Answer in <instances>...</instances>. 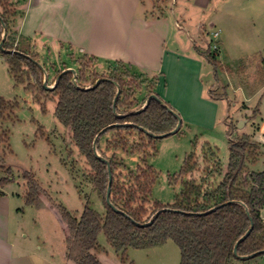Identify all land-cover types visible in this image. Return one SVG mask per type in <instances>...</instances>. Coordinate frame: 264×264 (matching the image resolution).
Returning <instances> with one entry per match:
<instances>
[{"label":"trees","instance_id":"1","mask_svg":"<svg viewBox=\"0 0 264 264\" xmlns=\"http://www.w3.org/2000/svg\"><path fill=\"white\" fill-rule=\"evenodd\" d=\"M24 1L0 0V42L5 32L3 49L16 51L9 53L0 50V57L4 59L9 75L16 83L24 84V89L31 92L38 103L41 102L40 96L47 93L55 98V118L69 130L73 144L89 166L91 186L101 197L105 209L104 214L98 213L87 202L77 218L53 201L34 174L29 171L22 173L24 205L35 206L43 198L49 207L56 209L64 224L65 259L71 264H101L97 257L100 251L97 238L101 232L110 246L121 254L122 260L128 248H152L167 240L177 245L179 264H248L263 256L264 253H257L252 258H244L264 250V170L246 174L247 162L256 161L258 144L245 134L230 140L228 161L223 172L218 160L208 167L209 178L217 173L221 179L214 187L206 189L203 187L208 178H202L199 182L187 179L197 165L191 152L186 155L180 171L174 177L175 181L181 180L182 185L174 202L164 205L151 201L156 172L146 159L156 151L155 142L158 139L146 135L140 128L159 135L173 130L177 124V119L155 100H151L143 110L135 112L151 94L174 110L154 91L156 79L137 75L130 71L129 65L120 61L110 64L113 65L110 72L98 73L93 69L98 58L82 55L74 61L78 65L75 73L79 87L72 84V73L56 70V85L52 90H45L43 75L37 65L38 53L30 39L17 36L13 30L14 20L19 14L16 7ZM199 52L211 64L217 78V69L222 66L210 47ZM97 80L99 82L93 88L80 89L93 85ZM116 85L119 94L114 102ZM142 90L146 91V95L138 105L137 94ZM210 97L221 99L226 98V94L211 91ZM15 106V103L0 98V119ZM113 124L116 125L109 127ZM231 127L227 126V134L231 133ZM103 129L96 150L110 165V201L127 216L114 212L105 202L108 170L93 152L94 139ZM6 142L7 135L2 131L0 143ZM216 150H209L211 157H215ZM118 151L139 155V163L133 170L125 167L117 157ZM0 170L5 174L0 177V187L14 182L10 167L3 164L2 155ZM244 207L253 226L249 235L238 244L235 256L234 246L250 226ZM163 208L170 210L160 211ZM212 208L215 209L206 213ZM157 211L160 212L151 224L138 226L134 223L148 222Z\"/></svg>","mask_w":264,"mask_h":264},{"label":"crops","instance_id":"2","mask_svg":"<svg viewBox=\"0 0 264 264\" xmlns=\"http://www.w3.org/2000/svg\"><path fill=\"white\" fill-rule=\"evenodd\" d=\"M153 7L152 0H25L16 7L19 14L13 30L17 36L30 39L35 51L40 47L47 55L57 51L64 57L73 54L76 59L82 55L94 56L99 66L120 61L137 75L155 78L154 91L180 116L181 127L183 121L186 125L199 123L213 127L221 100L227 106L228 102L231 106L244 103L245 108L251 97L261 95L264 100V79H259L252 96L248 95L250 98L237 99L231 94L230 78L224 71H219L223 80L219 79L216 84L203 73L207 60L199 52L211 46L208 39L212 35L213 41H217L212 52L222 68L228 67L230 62H243L245 66L247 61L248 66L253 63L255 68L263 67L264 0H183L179 18L173 22L170 12L155 14ZM191 10L201 15L194 33L199 42L190 36V46L180 45L181 36L176 30L183 27L181 22L185 19L190 21ZM205 23L215 28L216 37ZM186 33L189 35L188 31ZM0 60L4 61L1 57ZM61 63L59 68L51 64L52 72L74 69L73 62ZM237 88L240 86H234ZM216 89L224 90L226 98H211L210 92ZM245 108L242 109L247 111ZM250 118L241 115L234 120L246 122L241 134L252 138L250 132L254 131L253 138L263 148V119L261 124H254ZM223 120L227 129L228 123ZM236 130L239 132L238 127ZM236 130L227 135L228 143L229 136L236 134ZM5 187H0V264H71L65 259V250L55 253L50 245H38L39 238L35 249L17 241V232L22 231L24 223L25 211L21 207L24 191L9 194ZM25 207L36 211L43 208L39 205ZM262 212L264 214V207ZM251 263L264 264V255L258 263L256 259L248 264Z\"/></svg>","mask_w":264,"mask_h":264},{"label":"rangeland","instance_id":"3","mask_svg":"<svg viewBox=\"0 0 264 264\" xmlns=\"http://www.w3.org/2000/svg\"><path fill=\"white\" fill-rule=\"evenodd\" d=\"M182 2L183 0H152L155 14L164 11L170 12L169 17L172 22L179 18ZM190 15V21L185 19V22H181L183 27L176 30L181 36L180 45L190 46V36L199 42L194 33L197 31L196 21L201 18V15L192 10ZM204 16L206 17L207 14ZM205 24L207 30L213 34L215 28L210 23ZM208 42L209 45L212 43L211 52L214 51L212 47L214 42H217L216 39L213 41L211 35ZM36 52L39 54V64L47 73L48 84L54 81L55 76L51 64H55L59 68L62 61L68 62V64L73 62V68L77 69L78 65L74 63L76 58L73 54H67V57H64L57 51H53L47 55L46 51L40 47L36 49ZM241 59L244 60V58ZM248 63L247 61V66ZM228 65L230 67L217 69V78H215L211 64L206 62L203 73H206L209 80L216 84L219 79L223 80L219 71H224L226 77L230 78L231 94L237 99L250 98L253 89L259 85V79H264V59L263 67L258 66V68H255L253 63L248 67H245L243 62L240 64L230 62ZM112 66H99L96 62L93 69L98 73H108L112 70ZM237 85L240 86V89H234V86ZM212 92L220 94L224 90L216 89ZM145 95V90L137 94L138 105H141ZM0 98L16 104L12 110L6 112L4 118L0 119V134L4 131L7 135V142L5 144L0 143V155H2L3 164L10 167L15 182L6 184V192L10 194L11 191L19 193L25 191L21 175L23 172L29 171L34 174L41 187L48 192L53 201L65 207L75 217H80L87 202H89L90 208L104 214L105 209L101 197L91 186L89 166L73 144L70 132L55 118V98L47 93L40 96L41 102L38 103L34 95L24 89V84L16 83L9 75L8 67L3 60H0ZM261 98V95L251 97L245 103L247 108H245L244 103L239 102L235 106H231V103L228 102L227 106L226 102L221 100L219 101L221 108L213 127H204L199 123L186 125L183 121L178 132L158 139L155 142L156 151L146 159L147 164L152 166L156 172L150 200L158 201L164 205L174 202L176 195L182 188L181 180L175 181L174 177L180 171L186 155L191 152L195 155L197 165L192 173L187 176V179L191 178L199 182L202 178H208L207 182H204L203 188L214 187L220 181L221 175L215 173L209 178L208 167L215 160H218L222 166L220 171L223 172L224 165L228 161L227 135L230 134H227L223 119L228 125H232L231 131L236 130L238 126V122L236 123L234 119L241 115L250 116V120L254 121V124H261L262 119L264 122V100ZM257 110L261 113L262 118ZM245 124L246 122H243L238 127L239 132L236 130V134L229 136V140L243 135L240 130L244 128ZM250 134L252 135L251 139L257 143V140L253 138L254 131H251ZM208 143L215 147H210ZM262 147L258 146L256 150V160L258 161L256 163H252L251 160L247 162L246 174L251 171L264 170V145ZM210 149H217L215 157L210 156ZM205 155L206 158H204ZM117 157L122 160L125 167L131 170L139 163V155L137 154H124L118 151ZM3 176L5 174L0 170V177ZM37 205L43 206L42 210L36 211L34 208L25 207L26 205L21 206L25 211L22 219L24 223L22 224V231L17 232V241L24 243L26 247L30 246L35 249L37 248L36 240L39 238L38 245L43 243L50 245L56 251L55 253L60 250L64 251L65 226L59 220L56 209L46 205L43 198L39 200ZM262 218L264 219L263 212ZM24 235L26 236L24 237ZM41 241L43 242L41 243ZM97 241L100 247L97 257L101 264H179L180 252L172 240H167L164 244L152 248H128L123 260L121 254L110 246L102 232L98 235ZM261 257L256 258L257 263Z\"/></svg>","mask_w":264,"mask_h":264},{"label":"water","instance_id":"4","mask_svg":"<svg viewBox=\"0 0 264 264\" xmlns=\"http://www.w3.org/2000/svg\"><path fill=\"white\" fill-rule=\"evenodd\" d=\"M2 27H3V30H5V25H4L3 23H2ZM4 39H5V32H3L2 37H1L0 50L5 51V52H9V53H14V52H16V51H13V50H8V51H7V50H4V49H3V47H2V43H3ZM37 65H38V67L40 68V70H41V72H42V75H43V79H42V85H43V88H44L45 90H47V91L52 90V89L54 88V86L56 85L58 78L55 79L51 84H48V76H47V73H46L45 69H44V68L42 67V65H40L39 63H38ZM65 72H70V73H72L73 78H72V81H71V82H72V84H73L75 87H79V86L77 85V83H76V73H75V70L72 69V68H68V69L63 70L61 73H65ZM98 82H99V80L95 81V83H94L93 85H88V86H86V87H82V88H80V89H82V90L91 89V88H93L94 86H96V85L98 84ZM118 94H119V88H118V86L116 85V94H115L114 102L116 101ZM151 100H155V101L159 102V103H160V104H161V105H162V106H163L168 112H170V113H171V114L177 119V124H176V126L174 127L173 130H171V131H169V132H167V133H164V134H159V135L153 134V133L147 131V130L144 129V128H140V130H142L146 135H149V136L153 137L154 139H160V138H164V137H167V136H169V135L175 134V133L179 130V128L181 127V118H180V116H179L174 110H172L170 107L166 106V105H165V104H164V103H163V102H162V101H161V100H160L155 94H151L150 96H148L147 99H146V101H145L144 104L142 105V107H141L138 111H135V112H139V111L143 110ZM119 116H121V115H119ZM242 122H243V121H240V122L238 123V126H237V127H240V125H241ZM115 125H116V124H113V125H110L109 127H111V126H115ZM125 125H132V124H125ZM104 130H105V129H103V130H102V131L96 136V138L94 139V142H93V152H94V155H95L96 158H98L100 161H102L103 163L106 164V166H107V170H108V187H107V191H106V194H105V202H106V204H107V205H108V206H109L114 212H117V213H120V214H122V215H124V216H127L124 212H122V211H120L119 209H117V208L111 203V201H110V187H111V182H112L111 171H110V165H109L108 160L105 159V158H103V157H101V156L98 154L97 150H96V143H97V140H98L100 134H101ZM68 131H69V130H68ZM45 203H46V202H45ZM46 205H47V204H46ZM214 209H215V208H212L211 210L207 211L206 213H208V212H210V211H212V210H214ZM244 209H245V213H246V215H247L248 218H249L250 226H249V228L247 229V231L244 233V235H243L242 237H240V238L238 239V241L236 242V244H235V246H234V249H233V253H234L235 256H237V246H238V244H239L241 241H243V240L249 235V233H250V231H251V229H252V226H253V221H252V219H251V217H250V215H249L248 210L246 209V207H244ZM165 210H170V209L163 208V209H161L160 211H165ZM160 211H157V212H156V213L150 218V220H149L148 222H146V223H143V224H140V223H137V222H134V223H135L136 225H138V226L149 225V224H151V223L153 222V220H154L155 217L159 214ZM176 211L178 212V210H176ZM58 217H59V215H58ZM59 220H60V218H59ZM60 221H61V220H60ZM61 222H62V221H61ZM257 253H264V250H261V251L256 252V253H252V254H250V255L245 256L244 258H252V257H254Z\"/></svg>","mask_w":264,"mask_h":264},{"label":"built area","instance_id":"5","mask_svg":"<svg viewBox=\"0 0 264 264\" xmlns=\"http://www.w3.org/2000/svg\"><path fill=\"white\" fill-rule=\"evenodd\" d=\"M218 35V33L217 32H215V33H213V36L214 37H216ZM215 48V47H214Z\"/></svg>","mask_w":264,"mask_h":264}]
</instances>
